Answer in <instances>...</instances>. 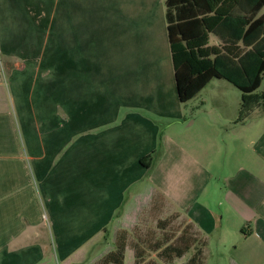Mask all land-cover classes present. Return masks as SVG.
Returning <instances> with one entry per match:
<instances>
[{"label": "crops", "instance_id": "1", "mask_svg": "<svg viewBox=\"0 0 264 264\" xmlns=\"http://www.w3.org/2000/svg\"><path fill=\"white\" fill-rule=\"evenodd\" d=\"M166 12L0 0V264H103L124 232L135 264L143 213L192 225L204 264L213 240L264 264V121L239 120L226 80L181 103Z\"/></svg>", "mask_w": 264, "mask_h": 264}, {"label": "trees", "instance_id": "2", "mask_svg": "<svg viewBox=\"0 0 264 264\" xmlns=\"http://www.w3.org/2000/svg\"><path fill=\"white\" fill-rule=\"evenodd\" d=\"M165 5L181 103L193 100L212 80H226L244 95L239 118L244 121L251 109L248 96L264 83V14L259 16L264 0H165ZM211 35L219 38V46H210ZM142 163L151 169L155 159ZM178 218L159 219L167 227L162 239L153 240L151 235L133 239L135 264H174L193 249L195 254L186 264H204V242L192 225L182 223L179 236L170 233L169 223ZM129 236L118 235L116 250L103 264H124Z\"/></svg>", "mask_w": 264, "mask_h": 264}, {"label": "rangeland", "instance_id": "3", "mask_svg": "<svg viewBox=\"0 0 264 264\" xmlns=\"http://www.w3.org/2000/svg\"><path fill=\"white\" fill-rule=\"evenodd\" d=\"M232 89V97L234 101L233 106L237 109L240 102L239 98L244 95L235 86H233ZM248 97L250 98L249 102L251 109L248 117L244 119V121H246L245 124L247 123V128L250 130L261 128L263 125L262 121H264V83L253 96L249 95ZM166 228V226L159 224V218L154 213H143L139 219V226L137 227V230H135L131 235L136 241L145 239L147 235H151L153 240L162 239L164 237L163 235H165L164 229ZM168 229L171 231L170 233H174V235L179 236L184 230V225L182 224L181 219H173L169 223ZM229 249L230 248L223 247L218 241L213 240L206 250V264H230L228 256L226 255L227 251H230ZM191 255L192 254L190 253L184 259L177 260L174 264H185L188 259H190ZM151 256L157 259V255L155 253L151 254ZM127 264H131L129 257ZM160 264L164 263L160 262Z\"/></svg>", "mask_w": 264, "mask_h": 264}]
</instances>
